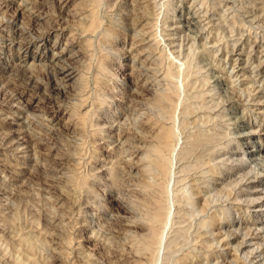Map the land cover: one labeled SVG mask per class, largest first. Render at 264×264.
Instances as JSON below:
<instances>
[{
    "label": "rangeland",
    "instance_id": "1",
    "mask_svg": "<svg viewBox=\"0 0 264 264\" xmlns=\"http://www.w3.org/2000/svg\"><path fill=\"white\" fill-rule=\"evenodd\" d=\"M54 1L0 0V140L11 130L16 132L14 139L28 140L24 148L0 141V264L264 263V212L260 214L253 206L246 210L238 194L239 184L222 176L232 160L230 150H238L233 158L246 157L248 162L252 147L263 154L255 155L247 169L264 176V0H61L58 5ZM132 13L134 21L139 19L129 27ZM36 14L42 18L37 19ZM92 18L96 27L91 25ZM51 25L55 28L48 34ZM19 28L24 30L18 37L21 40L46 33L45 40L32 45L26 56L25 52L18 56L14 44L13 30ZM52 47L62 52L59 63L74 70L73 77L62 80L69 89L67 96L55 97L56 103L46 97L49 83L43 74L51 62L47 54ZM33 54L45 56L29 65ZM28 74L40 80L37 91L25 87ZM166 93L171 99L170 117L163 114L168 108L156 100ZM139 121L149 123L146 135L154 143L160 125H173L179 137L173 163L177 148L185 146V141L199 137L206 142L193 149L187 159L175 162L185 170L177 174H181L179 182L171 180L166 189L167 205L175 201V206L161 228L160 244L152 251L140 238L145 231L141 225L137 233L129 232L116 220L120 205L128 211L126 220L137 222H146L147 206L150 211L155 207L154 191L146 186L151 178L144 177L140 169L143 151L130 154V137ZM253 130L258 131L253 139L242 136ZM226 194L230 200H225ZM216 203L227 204L238 220L229 226L228 236L216 224ZM248 231L257 237L241 249L238 242ZM138 241L147 250L139 249Z\"/></svg>",
    "mask_w": 264,
    "mask_h": 264
},
{
    "label": "bare ground",
    "instance_id": "2",
    "mask_svg": "<svg viewBox=\"0 0 264 264\" xmlns=\"http://www.w3.org/2000/svg\"><path fill=\"white\" fill-rule=\"evenodd\" d=\"M39 1V0H38ZM63 1V0H62ZM61 0H57V1H54L55 3L54 4H56V5H58V4H60L61 2H62ZM22 2V1H21ZM33 2V1H32ZM146 2V1H145ZM92 3V2H91ZM84 4V3H83ZM145 4V3H144ZM61 6V5H60ZM86 6V5H85ZM95 6H97V5H95ZM143 6V5H142ZM51 7V6H50ZM57 7V6H56ZM136 7V6H135ZM151 7V6H150ZM149 7V8H150ZM27 8V7H26ZM140 8V7H139ZM92 9V8H91ZM141 9V8H140ZM145 9V8H144ZM227 9V8H226ZM50 10V9H49ZM89 10V9H88ZM151 10V9H150ZM37 11V10H36ZM44 11V10H43ZM133 11V10H132ZM135 11V10H134ZM139 11V10H138ZM142 12L143 11H145V10H141ZM30 12V11H29ZM140 12V11H139ZM142 12L140 13V15L142 14ZM146 12V11H145ZM223 12V11H222ZM90 13H92V12H90ZM88 14V13H87ZM94 14V13H93ZM133 14V13H132ZM42 15H44V14H42ZM95 15V14H94ZM93 15V17L95 18V16ZM137 15V14H136ZM195 15V14H194ZM236 15V14H235ZM252 15V14H251ZM36 16V18L37 19H41L42 18V16H39V14L37 15H35ZM52 16V15H51ZM50 16V17H51ZM55 16V15H54ZM58 16V15H57ZM86 16V15H85ZM92 16V15H91ZM90 16V17H91ZM103 16V15H102ZM142 16V15H141ZM188 16V15H187ZM198 16V15H197ZM210 16V15H209ZM241 16H243V15H241ZM121 17H123V16H121ZM134 17V14L132 15V17L130 18V20H132V21H129V27H133L134 25H136V22H137V19H139V18H137L136 19V21H134L135 19L133 18ZM138 17H140V16H138ZM229 17V16H228ZM47 18V17H46ZM63 18V17H62ZM94 18H92V20H91V22H92V24L91 25H93V23L95 24L96 22H95V19ZM119 18V17H118ZM129 18V17H128ZM135 18H136V16H135ZM141 18V17H140ZM9 19V18H8ZM35 19V18H34ZM150 19V18H149ZM230 19V18H229ZM81 20V19H80ZM98 20V19H97ZM152 20V19H151ZM189 20V19H188ZM36 21V20H35ZM84 21V20H83ZM90 21V20H89ZM110 21H111V19H110ZM145 21H147V20H145ZM155 21V20H154ZM241 21V20H240ZM100 22V21H99ZM232 22V21H231ZM49 24H50V22H49ZM82 24V23H81ZM98 24V23H97ZM182 24V23H181ZM230 24V23H229ZM1 25V24H0ZM23 25V24H22ZM112 25V24H111ZM142 25V24H141ZM199 24H197V26H198ZM254 25V24H253ZM24 26V25H23ZM26 26V25H25ZM33 26V25H32ZM47 26V25H46ZM97 25L95 24V27H96ZM236 26V25H235ZM19 27H21V24H20V26ZM40 27H42V26H40ZM39 27V28H40ZM140 27V26H139ZM237 27V26H236ZM54 28H55V26L54 25H51L49 28H48V30L46 31V33H50V32H52L53 30H54ZM91 28V27H90ZM103 28V27H102ZM109 28V27H108ZM137 28V27H136ZM149 28V27H148ZM147 28V29H148ZM10 29V28H9ZM134 29V28H133ZM237 29V28H236ZM191 30V29H190ZM21 31H24V30H21L20 28H19V31L17 30V31H15V30H13V34H14V38H13V40H15V42H14V44L16 45V49H17V54H18V56H20L21 55V53H23V52H25L24 53V55L26 56V54H27V52H29V49H30V47L32 46V45H35V44H37L38 43V41H43V40H45L44 38H45V32L43 33V34H39V35H33V38H30V39H24V40H21L20 38H18L19 37V35H21ZM106 31V30H105ZM137 31V30H136ZM156 31V30H155ZM154 31V32H155ZM240 31V30H239ZM111 32V31H110ZM89 33V32H88ZM91 33V32H90ZM27 34H28V31H27ZM35 34V33H34ZM38 34V33H37ZM139 34V33H138ZM150 34V33H149ZM185 34V33H184ZM25 36V35H24ZM23 36V37H24ZM142 36V35H141ZM184 36V35H183ZM29 37V36H28ZM136 37V36H135ZM178 38V37H177ZM190 38V37H189ZM256 38V37H255ZM254 38V39H255ZM12 40V39H11ZM180 41V40H179ZM187 41V40H186ZM255 41V40H254ZM11 42V41H10ZM159 42V41H158ZM191 42V41H190ZM152 45V44H151ZM170 45V44H169ZM247 45V44H246ZM261 45V44H260ZM186 46H187V43H186ZM36 47V46H35ZM48 47V46H47ZM194 47V46H193ZM262 49V48H261ZM51 51L47 54V55H50L51 56V59L49 60V61H51L49 64H48V62H47V72L46 73H43V74H46L45 75V77H46V79L48 80V82L47 83H49V86L48 85H46V86H48L47 88L49 89V95H47L46 97L48 98V99H50L51 101L53 100V102L54 103H56L55 102V100H56V98H58L59 96L61 97V96H64V97H66L65 96V94L68 92V86L64 83V82H62V80H64L63 78L65 77V76H71V77H73V72H74V70L71 68V67H69V66H66V65H64V64H60V63H62V62H60V56H61V51L59 50V51H56L53 47L50 49ZM200 52V51H199ZM193 53V52H192ZM260 53V52H259ZM29 54V53H28ZM182 54V53H181ZM196 54V53H195ZM23 55V54H22ZM30 55V54H29ZM149 55V54H148ZM185 55V54H184ZM44 56L45 55H38V54H33L32 55V61H31V63L29 64V65H34V62H33V60L35 59V58H37V60L39 59V60H41V59H44ZM49 56V57H50ZM148 57V56H147ZM201 57H202V55H201ZM263 57V56H262ZM26 59V58H25ZM204 59V58H203ZM233 59V58H232ZM188 61V60H187ZM201 61V60H200ZM60 62V63H59ZM142 62V61H141ZM263 62V61H262ZM43 63V62H42ZM232 63V62H231ZM39 64H40V62H39ZM207 64V63H206ZM210 64V63H209ZM20 65V64H19ZM42 65V64H41ZM139 65H141V64H139ZM156 65V64H155ZM26 66V65H25ZM190 66V65H189ZM258 66V65H257ZM19 67V66H18ZM23 67H24V65H23ZM31 67V66H30ZM77 67V66H76ZM147 67V66H146ZM193 67V66H192ZM21 68V67H20ZM20 68H18V69H20ZM24 68H26V67H24ZM27 68H28V66H27ZM148 68V67H147ZM150 68V67H149ZM204 68V67H203ZM192 69V68H191ZM190 69V70H191ZM232 69V68H231ZM139 70V69H138ZM21 71L22 72H25V70L24 69H21ZM83 71V70H82ZM199 71H200V69H199ZM250 72V71H249ZM81 73V72H80ZM26 74H27V72H26ZM147 74H149V73H147ZM29 75H31V74H28V78L30 77ZM33 75V74H32ZM26 76V75H25ZM81 76V75H80ZM150 76V75H149ZM196 76V75H195ZM209 76V75H208ZM223 76V75H222ZM232 76V75H231ZM33 77H34V75H33ZM38 77V76H37ZM83 77V76H82ZM203 77V76H202ZM36 78V75H35V77H34V79ZM42 78V77H41ZM40 78V79H41ZM85 78V77H84ZM134 78H136V77H134ZM158 78V77H157ZM162 78V77H161ZM194 78V77H193ZM221 78V77H220ZM225 78V77H224ZM33 78H29L28 79V81H26L27 80V78H26V80H24V84H25V81H26V85H25V87H28L29 89H32V91H37L38 90V88L40 89V85H39V79L37 78V80L35 79L34 80ZM43 79V78H42ZM148 79V78H147ZM227 79H229V78H227ZM169 80V79H168ZM205 80V79H204ZM209 80V79H208ZM18 81V80H17ZM261 81V80H260ZM159 82V81H158ZM206 82H208V81H206ZM21 83V82H20ZM45 83H46V81H45ZM46 83V84H47ZM165 83V82H164ZM181 83V82H180ZM179 83V84H180ZM183 83V82H182ZM252 83V82H251ZM42 84V83H41ZM170 84V83H169ZM184 84V83H183ZM192 85H194V84H192ZM43 86H44V84H43ZM156 86V85H155ZM160 86V85H159ZM202 86V85H201ZM260 86V85H259ZM228 87V86H227ZM250 87V86H249ZM85 88V87H84ZM158 88V87H157ZM213 88V87H212ZM230 88H232V87H229V89ZM24 89V88H23ZM27 89V88H26ZM161 89V88H160ZM201 89H202V87H201ZM233 89V88H232ZM250 89V88H249ZM258 89V88H257ZM182 90V89H181ZM200 90V89H199ZM214 90V89H213ZM212 90V91H213ZM217 90V89H216ZM223 90V89H222ZM6 91V90H5ZM8 91V90H7ZM11 91V90H10ZM14 91V90H13ZM48 91V90H47ZM203 91V90H202ZM211 91V90H210ZM232 91V90H231ZM230 91V92H231ZM72 92H74V91H72ZM84 92V91H83ZM215 92V91H214ZM225 92V91H224ZM14 93V92H13ZM169 94H170V96H171V93L170 92H168ZM192 93V92H191ZM43 94V93H42ZM193 94V93H192ZM256 94V93H255ZM5 95V94H4ZM12 95V94H11ZM69 95V94H68ZM167 95V96H166ZM166 95H159L158 97H157V102L159 103V105H165V107H164V109L167 107H169L170 106V108L172 107V105H171V99L169 100V97H168V94L166 93ZM201 95V94H200ZM207 95V94H206ZM213 95V94H212ZM250 95H252V94H250ZM13 96V95H12ZM70 96V95H69ZM234 96V95H233ZM248 96V95H247ZM11 97V96H10ZM14 97V96H13ZM56 97V98H55ZM204 97V96H203ZM228 97V96H227ZM62 98V97H61ZM155 98V97H154ZM171 98V97H170ZM213 98V97H212ZM1 99H3V98H1ZM4 99H5V97H4ZM60 99V98H59ZM58 99V100H59ZM70 99V98H69ZM191 99V98H190ZM239 99V98H238ZM237 99V100H238ZM251 99V98H250ZM176 100V99H175ZM232 100V99H231ZM235 100V99H234ZM6 101V100H5ZM12 101V100H11ZM62 101V100H61ZM174 101V100H173ZM3 102V101H2ZM209 102V101H208ZM226 102V101H225ZM251 102V101H250ZM253 102V101H252ZM8 103V102H7ZM22 103V102H21ZM67 103V102H66ZM155 103V102H154ZM194 103V102H193ZM242 103V102H241ZM58 104V103H57ZM56 104V106L58 107V105ZM60 104V103H59ZM64 104V103H63ZM70 104H71V102H70ZM135 104H136V102H135ZM16 105V104H15ZM77 105V104H76ZM127 105V104H126ZM138 105V104H137ZM156 105V104H155ZM25 106V105H24ZM23 106V107H24ZM81 106H83V105H81ZM130 106V105H129ZM146 106V105H145ZM174 106V105H173ZM177 106H178V104H177ZM192 106V105H191ZM199 106V105H198ZM213 106V105H212ZM20 107V106H19ZM77 107V106H76ZM163 107V106H162ZM138 108V107H137ZM143 108V107H142ZM170 108H168V109H163L164 110V112H163V114H165L166 116L168 115V117H170L169 115H170V112L168 111ZM209 108V107H208ZM244 108V107H243ZM127 109V108H126ZM204 109H206V108H204ZM148 110V109H147ZM163 110H161V111H163ZM183 110V109H182ZM188 110V109H187ZM193 110H194V108H193ZM207 110V109H206ZM253 110V109H252ZM51 111V110H50ZM134 111V110H133ZM186 111V110H185ZM195 111V110H194ZM171 112H173V111H171ZM187 112V111H186ZM142 113V112H141ZM145 113H147V112H145ZM160 113V112H159ZM201 113V112H200ZM220 113V112H219ZM226 113V112H225ZM139 114V113H138ZM208 114V113H207ZM215 114V113H214ZM14 115V114H13ZM141 115V114H140ZM157 115V114H156ZM175 115V114H174ZM193 115V114H192ZM241 115V114H240ZM181 116V115H180ZM226 116H227V114H226ZM242 116V115H241ZM171 118H174V116H172V114H171ZM179 118V117H178ZM7 119V118H6ZM183 119V118H182ZM228 119H229V115H228ZM4 120V119H3ZM174 120V119H173ZM194 120V119H193ZM202 120V119H201ZM212 120V119H211ZM148 121V120H147ZM147 121H144V122H135V127H134V131H133V134H132V136L130 137L131 139H132V147H133V150L130 152V154H133V155H137L139 152H141V151H143L142 152V154L139 156V163H142L143 164V166L140 168L141 169V173L143 174V176L145 177V175H147L148 177H150L151 178V180H150V182H149V180H147V179H145L144 181L145 182H147L148 181V184L146 185L147 186V188H151L149 191L151 192H153V194L151 195L150 193V195L151 196H153L154 198H155V200H154V198H152L153 200H154V205H155V207H151L152 209V211H150L149 210V206H147V208H148V211L146 210L147 208H145V211H147V214H146V212H144L146 215H148L147 216V218H144V219H146V222H144V221H140L141 219H142V216L140 217L141 219L139 220V218H138V220L140 221V222H137V221H135V220H133L132 218H130V220H129V218H128V221L126 220V212H128V211H126V209L122 206V205H120L118 208H117V221H118V223H119V225H120V227H122V228H126V229H129V232H130V230H136V233H137V227L139 226V225H141L144 229H145V231L143 232V233H140V238L141 239H143V240H145V242H147V244H149L148 246H149V248L147 247V249H149L150 251H152V247L154 246V245H157L158 246V244H160L159 242H160V240H161V238H162V233H163V229H161L164 225H166V222H167V220H168V217H169V214H170V209H171V207L173 208L174 206H175V201H173L172 202V204H170V205H167V203H166V199L164 198V196H165V192H166V189L168 188V185L170 184V181L171 180H173V184H176V183H178L179 182V179L178 178H180L181 176V174L178 176L177 174L182 170V169H180L179 168V166H176V164H175V162H179L180 160H182V159H184L185 160V158L187 159L188 157V155L193 151V149H195V148H199V146H202L203 144H205L206 145V142H205V140H202V139H200L199 137H195V138H192V139H190V140H188V141H185V146L183 145V146H179V148H177V151L175 152V154H177V158H175L176 159V161L173 163V161H172V157H173V152L176 150V145H177V143L179 142V137H178V134H176L175 132H174V130H175V128H174V130H173V125L171 126H165V125H160V127H159V130H158V134H157V138H158V140L156 141L157 143H154L153 141H152V139H151V137H147V135H146V132H147V127L149 126V123L147 122ZM166 121V120H165ZM186 121V120H185ZM189 121V120H188ZM231 121V120H230ZM5 124L7 123L8 124V122L7 121H3ZM19 122V121H18ZM156 122H158V119H157V121ZM160 122V121H159ZM173 122V121H172ZM175 122V121H174ZM177 122H178V120H177ZM214 122V121H213ZM4 123H1L2 124V126L3 125H5ZM20 123V122H19ZM155 123V122H154ZM202 123V122H201ZM113 124V123H112ZM160 124V123H159ZM158 124V125H159ZM213 124V123H212ZM187 125H188V123H187ZM198 125H200L199 123H198ZM202 125V124H201ZM46 126V125H45ZM100 126H102V125H100ZM99 126V127H100ZM105 126H106V124H105ZM194 126V125H193ZM47 127V126H46ZM158 127V126H157ZM195 127V126H194ZM202 127V126H201ZM211 127V126H210ZM27 128H28V126H27ZM120 128H122V127H120ZM181 128V127H180ZM218 128V127H217ZM99 129V128H98ZM126 129V128H125ZM230 129V128H229ZM251 129V128H250ZM22 130V129H21ZM24 130H25V128H24ZM30 130V129H29ZM189 130V129H188ZM214 130V129H213ZM217 130V129H216ZM249 130V129H248ZM3 131V130H2ZM17 131V130H16ZM19 131V130H18ZM23 131V130H22ZM28 131V130H27ZM101 131H103L102 129H101ZM105 131V130H104ZM120 131V130H119ZM130 131V130H129ZM35 132V131H34ZM183 132V131H182ZM228 132V131H227ZM245 132V131H244ZM256 132H258V131H248V132H245V133H242V136L244 137V138H249V139H253V137L252 136H254L255 134H256ZM16 133V132H15ZM15 133L11 130V131H8L7 133H5L3 136H2V139L3 140H6V141H8V142H10V144L8 145V146H10V147H17V146H19V145H21V147H25V144H24V142H26V141H28V140H26V138H25V140L23 139V137H16L15 139L13 138V137H15ZM187 133V132H186ZM208 133V132H207ZM214 133V132H213ZM238 133V132H237ZM183 134V133H182ZM212 134V133H211ZM239 134H241V133H239ZM19 135H20V133H19ZM228 135V134H227ZM259 135V134H258ZM23 136V135H22ZM30 136V135H29ZM100 136V135H99ZM110 136H112V135H110ZM117 136V135H116ZM130 136V135H129ZM189 136V135H188ZM200 136V135H199ZM215 136V135H214ZM31 137V136H30ZM102 137V136H101ZM193 137V136H192ZM200 137H203L202 135L200 136ZM205 137V136H204ZM203 137V138H204ZM221 137V136H220ZM46 138V137H45ZM129 138V137H128ZM217 138V137H216ZM229 138V137H228ZM255 138V137H254ZM2 139L0 140V141H2ZM29 139V138H28ZM183 139V138H182ZM212 139V138H211ZM220 139V138H219ZM113 140V139H112ZM206 140H208L207 139V137H206ZM128 141V140H127ZM210 140H208L207 142H209ZM219 141V140H218ZM230 141V140H229ZM33 142V141H32ZM152 142V143H151ZM3 143V142H2ZM129 143V142H128ZM180 143H183L182 141L180 142ZM216 143V142H215ZM227 143V142H226ZM229 143V142H228ZM23 144V145H22ZM28 144V143H27ZM33 144H35V143H33ZM147 144V145H146ZM123 145V144H122ZM186 145H187V147H186ZM204 145V146H205ZM6 146V145H5ZM27 146V145H26ZM29 146V145H28ZM125 146V145H124ZM123 146V147H124ZM203 146V147H204ZM213 146V145H212ZM23 147V148H24ZM35 147V146H34ZM75 147V146H74ZM206 147V146H205ZM204 147V148H205ZM221 147V146H220ZM18 148H20V147H18ZM36 148V147H35ZM200 148H202V147H200ZM207 148V147H206ZM217 148V147H216ZM12 149V148H11ZM22 150V149H21ZM35 150V149H34ZM117 150V149H116ZM124 150V149H123ZM123 150H121V151H123ZM197 150V149H196ZM201 150V149H200ZM233 150V149H232ZM238 151V150H237ZM237 151H231L230 150V155H229V158H230V156H232V160H231V163L229 164V166H228V170H226V171H223V174H222V176L223 177H225L224 179H228V178H232L234 181H236V184H239V185H237V186H239L240 187V192L238 193V194H240L241 196H242V198H241V203L243 204V206H245V208H246V210H249V206H253V207H255L254 208V210H256V211H260L259 213L261 214V212H264V176L263 177H259V175H257L255 172L253 173V174H251L250 173V171H248V169H247V167L251 164V161H252V159H254L253 157L255 156V155H258V154H260V153H262V152H260V149H254L253 147L251 148V149H249V154H248V156H250V159L251 160H248V162H246V160H245V158H240V159H238V158H233V156H236L238 153H237ZM64 152V151H63ZM68 152V151H67ZM124 152V151H123ZM126 152V151H125ZM220 152V151H219ZM15 153V152H14ZM35 153V152H34ZM66 153V152H65ZM119 153H120V151H119ZM122 153V152H121ZM120 153V154H121ZM170 153H171V156H170ZM193 153V152H192ZM191 153V154H192ZM40 154V153H39ZM129 154V155H130ZM263 154V153H262ZM26 155V154H25ZM67 156V155H66ZM132 156V155H131ZM69 157V156H68ZM121 157V156H120ZM123 157V156H122ZM129 157V156H128ZM175 157V156H174ZM34 158V157H33ZM39 158V157H38ZM70 158V157H69ZM201 158V157H200ZM228 158V159H229ZM44 159V158H43ZM127 159V158H126ZM130 159H131V157H130ZM208 159V158H207ZM222 159H223V157H222ZM231 159V158H230ZM263 159V158H262ZM73 160V159H72ZM264 160V159H263ZM36 161V160H35ZM43 161V160H42ZM125 161V160H124ZM138 161V160H137ZM206 161V160H205ZM257 161V160H256ZM53 162V161H52ZM69 162V161H68ZM185 162V161H184ZM203 162V161H202ZM213 162V161H212ZM218 162V161H217ZM230 162V161H229ZM259 162V161H258ZM36 163V162H35ZM39 163V162H38ZM46 163V162H45ZM71 163V162H70ZM81 163V162H80ZM191 163H193V161L191 162ZM216 163V162H215ZM214 163V164H215ZM33 164V163H32ZM44 164V163H43ZM59 164V163H58ZM133 164V163H132ZM189 164V163H188ZM204 164V163H203ZM211 164V163H210ZM16 165V164H15ZM131 165V164H130ZM134 165V164H133ZM200 165H202V164H200ZM213 165V164H212ZM12 166H14V165H12ZM40 166V165H39ZM44 166V165H43ZM185 166V165H184ZM221 166V165H220ZM72 167V166H71ZM70 167V168H71ZM131 167H132V165H131ZM183 167V166H182ZM181 167V168H182ZM187 167V166H186ZM212 167V166H211ZM210 167V168H211ZM216 167V166H215ZM38 168V167H37ZM185 167H183V169H184ZM129 169V168H128ZM177 169V170H176ZM194 169V168H193ZM30 170H31V168H30ZM33 170V169H32ZM185 170V169H184ZM184 170H182V171H184ZM251 170L253 171V170H255V168L252 166L251 167ZM202 171V170H201ZM210 171V170H209ZM218 171V170H217ZM56 172V171H55ZM63 172V171H62ZM65 172V171H64ZM73 172V171H72ZM192 172V171H191ZM212 172V171H211ZM258 172V171H257ZM45 173V172H44ZM75 173V172H74ZM117 173V172H116ZM187 173V172H186ZM201 173V172H200ZM219 173V172H218ZM39 174V173H38ZM54 174V173H53ZM129 174V173H128ZM127 174V175H128ZM175 174H176V176H175ZM215 174V173H214ZM259 174V173H258ZM260 174H262V172L260 173ZM31 175V174H30ZM188 175V174H187ZM201 175V174H200ZM219 175V174H218ZM263 175H264V173H263ZM69 176V175H68ZM132 176V175H131ZM141 176V175H140ZM210 176V175H209ZM214 176V175H213ZM54 177V176H53ZM186 177V176H185ZM184 177V178H185ZM193 177V176H192ZM196 177V176H195ZM37 178V177H36ZM132 178V177H131ZM136 178V177H135ZM190 178V177H189ZM45 179V178H44ZM47 179V178H46ZM53 179V178H52ZM67 179V178H66ZM72 179V178H71ZM182 179V178H181ZM212 179V178H211ZM36 180V179H35ZM34 180V181H35ZM38 180V179H37ZM57 180V179H56ZM137 180V179H136ZM147 180V181H146ZM196 180V179H195ZM129 181V180H128ZM138 181V180H137ZM205 181V180H204ZM65 182V181H64ZM73 182V181H72ZM197 182H198V180H197ZM218 182V181H217ZM227 182V181H226ZM228 183V182H227ZM77 184V183H76ZM136 184V183H135ZM146 184V183H145ZM223 184V183H222ZM235 184V185H236ZM252 184V185H251ZM40 186V185H39ZM145 186V187H146ZM174 186V185H173ZM202 186V185H201ZM225 186H227V185H225ZM58 186H56V188H57ZM63 187V186H62ZM138 187V186H137ZM180 187V186H179ZM186 187V186H185ZM197 187V186H196ZM194 188V187H193ZM209 188V187H208ZM207 188V189H208ZM224 188V187H223ZM129 189V188H128ZM133 189V188H132ZM205 189V188H204ZM211 189V188H210ZM221 189V188H220ZM228 189V188H227ZM232 189V188H231ZM130 190V189H129ZM194 190V189H193ZM203 190V189H202ZM46 191V190H45ZM52 191V190H51ZM144 191H146V190H144ZM176 191V190H175ZM195 191V190H194ZM209 191V190H208ZM216 191V190H215ZM219 191V190H218ZM237 191V190H236ZM235 191V192H236ZM2 192V191H1ZM151 192V193H152ZM204 192V191H203ZM229 192V191H228ZM61 193V192H60ZM143 193V192H142ZM147 193V192H146ZM186 193V192H185ZM198 193V192H197ZM129 194V193H128ZM190 194V193H189ZM188 194V195H189ZM229 194V193H228ZM228 194H226L225 195V200L227 201V200H230V197H228L227 195ZM235 194V193H234ZM8 195V194H7ZM63 195V194H62ZM198 195V194H197ZM216 195V200L218 201L219 199H220V196H218V192L215 194ZM215 195H213L214 197H215ZM237 195V194H236ZM6 196V195H5ZM12 196V195H11ZM145 196V195H144ZM194 196V195H193ZM208 196V195H207ZM180 197V196H179ZM188 197V196H187ZM237 197V196H236ZM236 197H234V198H236ZM58 198V197H57ZM144 198V197H143ZM178 198V197H177ZM207 198V197H206ZM129 199V198H128ZM237 199V198H236ZM66 200V199H65ZM129 200H131V199H129ZM149 200V199H148ZM180 200V199H179ZM215 200V201H216ZM235 200V199H234ZM238 200H239V198L237 199V202H238ZM134 201V200H133ZM182 201V200H181ZM191 201V200H190ZM203 201V200H202ZM236 201V200H235ZM240 201V200H239ZM65 202V201H64ZM7 203V202H6ZM11 203V202H10ZM133 203V202H132ZM149 204H151L152 206H153V203H151V201L150 202H148ZM221 203H223V201H221ZM215 204V209H216V214H215V219H217V221H216V224H218V226L220 227V228H223L224 229V232L226 233V235L228 236V235H230V227L229 226H234V225H236V223L238 222V220H236V216H234V214H233V212H231L230 211V207H228L227 206V204ZM224 203H226V202H224ZM2 204V203H1ZM93 204V203H92ZM178 204V203H177ZM183 204V203H182ZM189 204H190V202H189ZM229 204H230V202H229ZM228 204V205H229ZM237 204H239V203H237ZM131 205V204H130ZM193 205V204H192ZM191 205V206H192ZM202 205V204H201ZM135 206V205H134ZM212 206V205H211ZM230 206V205H229ZM239 206H240V204H239ZM2 207V206H1ZM71 207H73V206H71ZM79 207H81V206H79ZM194 207V206H193ZM197 207V206H196ZM236 207H238V205L236 206ZM154 208V209H153ZM185 208V207H184ZM187 208V207H186ZM201 208V206L199 207V209ZM230 208V209H229ZM174 209V208H173ZM233 209V208H232ZM242 209V208H241ZM9 210V209H8ZM11 210V209H10ZM76 210V209H75ZM183 210V209H182ZM194 210V209H193ZM201 210H203V209H201ZM206 210V209H205ZM242 210H244V209H242ZM131 211V210H130ZM129 211V212H130ZM149 211L151 212V213H149ZM175 211V210H174ZM179 211V210H178ZM200 211V210H199ZM239 211V210H238ZM5 212V211H4ZM81 212V211H80ZM139 212V211H138ZM85 213V212H84ZM83 213V214H84ZM149 213V214H148ZM176 213V212H175ZM183 213V212H182ZM181 213V214H182ZM196 213V212H195ZM194 213V214H195ZM258 213V214H259ZM55 214V213H54ZM145 214L143 215V217L145 216ZM208 214V213H207ZM237 214V213H236ZM235 214V215H236ZM58 215V214H57ZM63 215H64V213H63ZM185 215V214H184ZM201 215V214H200ZM129 216V215H128ZM131 216V215H130ZM188 216V215H187ZM197 216V215H196ZM61 217V216H60ZM65 217V216H64ZM185 217V216H184ZM208 217H210V216H208ZM213 217V216H212ZM62 218V217H61ZM191 218V217H190ZM189 218V219H190ZM193 218V217H192ZM195 218V217H194ZM198 218V217H197ZM205 218V217H204ZM207 218V217H206ZM211 218V217H210ZM132 219V220H131ZM143 219V220H144ZM171 219V218H170ZM178 219V218H177ZM188 219V220H189ZM214 219V220H215ZM136 220H137V218H136ZM183 220V219H182ZM193 220V219H192ZM200 220V219H199ZM210 220V219H209ZM255 220V219H254ZM208 221V220H207ZM263 222H262V224L263 225H261V227L262 226H264V220H262ZM144 222V223H143ZM172 222V221H171ZM201 222V221H200ZM215 222V221H214ZM210 223V222H209ZM63 225V224H62ZM205 225V224H204ZM211 225V224H210ZM254 225V224H253ZM4 226V225H3ZM2 226V227H3ZM12 226V225H11ZM61 226V225H60ZM208 226V225H207ZM217 226V225H216ZM238 227H239V223H238V225H237ZM236 226V227H237ZM248 226H249V224H248ZM251 226V225H250ZM21 227V226H20ZM58 227H59V225H58ZM197 227V226H196ZM199 227V226H198ZM218 227V228H219ZM236 227H234V228H236ZM245 227V226H244ZM256 227V226H255ZM4 228H6V227H4ZM121 228V229H122ZM206 228V227H205ZM219 228V229H220ZM233 228V227H232ZM249 228V227H248ZM24 229V228H23ZM246 229V231H247V228H245ZM257 229H259V228H257ZM200 230V229H199ZM212 230V229H211ZM233 230V229H232ZM249 230V229H248ZM9 231V230H8ZM16 231V230H15ZM22 231V230H21ZM234 231V230H233ZM239 231H241V230H239ZM256 231V230H255ZM260 231V230H259ZM132 232V231H131ZM195 232H197V231H195ZM218 232V231H217ZM126 233H127V231H126ZM136 233H135V235H136ZM220 233V232H219ZM223 233V232H222ZM244 233V232H243ZM253 233V232H252ZM256 233V232H255ZM18 234V233H17ZM128 234V233H127ZM131 234V233H130ZM138 234H139V232H138ZM238 234V233H237ZM258 234V233H257ZM11 235V234H10ZM9 235V236H10ZM12 235H13V233H12ZM19 235V234H18ZM120 235V234H119ZM134 235V234H133ZM233 235H235V233L233 234ZM240 235V234H239ZM253 235H256V234H253ZM251 233H249V231H248V233H244L243 235H242V237H241V240L238 242V247H240L241 249H243L244 247H246V246H248V245H250V243H251V241L253 240V237H257V235L256 236H253ZM23 236V235H22ZM237 236V235H236ZM24 237V236H23ZM22 237V238H23ZM41 237V236H40ZM132 237V236H131ZM136 237V236H135ZM134 237V238H135ZM212 237V236H211ZM226 237V236H225ZM17 238H18V236H17ZM19 238H20V236H19ZM27 238V237H26ZM26 238H25V240L24 241H26ZM36 238V237H35ZM38 238V237H37ZM133 238V239H134ZM232 238V237H231ZM1 239V238H0ZM227 239H229L228 237H227ZM226 239V240H227ZM29 240V239H28ZM36 240V239H35ZM129 240V239H128ZM132 240V239H131ZM135 240H136V238H135ZM204 241V240H203ZM5 242V241H4ZM11 242V241H10ZM21 242V241H20ZM23 242V241H22ZM36 242V241H35ZM140 242H142L141 240H140ZM200 242V241H199ZM202 242V241H201ZM219 242V241H218ZM228 242H230V240L228 241ZM13 243V242H12ZM123 243V242H122ZM133 243V242H132ZM131 243V246H132V248L129 246V248H131V249H133V244ZM215 243V242H214ZM256 243H257V241H256ZM22 244V243H21ZM28 244V243H27ZM27 244H25V245H27ZM29 244H32L30 241H29ZM144 243H142V245H143ZM8 245V244H7ZM19 245V244H18ZM24 245V246H25ZM129 245V244H128ZM141 244L139 245V241H138V246H140V247H138L139 249H141V247H143V248H145V246H142ZM145 245V244H144ZM152 245V246H151ZM211 245V244H210ZM23 246V247H24ZM125 246V245H124ZM157 246H156V248H157ZM256 246V245H255ZM261 246V245H260ZM29 247H31V246H29ZM34 246H32V248H33ZM233 247V246H232ZM257 247V246H256ZM259 247V246H258ZM11 248V247H10ZM25 248V247H24ZM123 248V247H122ZM154 248V247H153ZM234 248V247H233ZM254 248V247H253ZM12 249V248H11ZM19 249V248H18ZM21 249H22V247H21ZM30 249V248H29ZM134 249H136V251H137V246L136 247H134ZM146 249V248H145ZM146 249V250H147ZM208 249V248H207ZM222 249V248H221ZM235 249V248H234ZM261 249V248H260ZM33 250V249H32ZM155 250V249H154ZM192 250V249H191ZM206 250V249H205ZM251 250V249H250ZM250 250H249V252H250ZM18 251V250H17ZM21 251V250H20ZM24 251H25V253H26V250L24 249ZM53 251V250H52ZM124 251V250H123ZM127 251V250H126ZM143 251V250H142ZM142 251H139L138 250V252H141V253H143ZM150 251H148V254L150 253V255H148L149 257H151L152 255H151V252ZM198 251V250H197ZM27 252H28V249H27ZM32 252V251H31ZM55 252V251H54ZM57 252V251H56ZM138 252H136V253H138ZM199 252V251H198ZM207 252V251H206ZM223 252V251H222ZM130 253V252H129ZM128 253V254H129ZM135 253V252H134ZM140 253V254H141ZM185 253V252H184ZM202 253V252H201ZM3 254V253H2ZM139 254V253H138ZM144 254V253H143ZM154 254V253H153ZM200 254V253H199ZM235 254V253H234ZM238 254V253H237ZM53 255V254H52ZM84 255V254H83ZM137 255V254H136ZM142 255V254H141ZM146 255V254H145ZM145 255H143V256H145ZM249 255V254H248ZM258 255H260V252L258 251L257 252V255L256 256H258ZM62 256V255H61ZM207 256V255H206ZM238 256V255H237ZM242 256V255H241ZM45 257V256H44ZM138 257V256H137ZM141 257V256H140ZM146 257H147V255H146ZM145 257V258H146ZM148 257V258H149ZM182 257V256H181ZM184 257V256H183ZM242 257H244V256H242ZM262 257V256H261ZM60 258V257H59ZM185 258V257H184ZM37 259V258H36ZM48 259H49V257H48ZM51 259V258H50ZM53 259V258H52ZM137 259V258H136ZM147 259V258H146ZM145 259V260H146ZM150 259V258H149ZM10 260V259H9ZM30 260V259H29ZM32 260V259H31ZM75 260V259H74ZM186 260V259H185ZM230 260V259H229ZM233 260V259H232ZM33 261V260H32ZM86 261V260H85ZM198 261V260H197ZM220 261V260H219ZM248 261V260H247ZM46 262V261H45ZM51 262V261H50ZM205 262V261H204ZM215 262H216V260H215ZM218 262V261H217ZM52 263V262H51ZM214 263V262H213ZM235 263V262H234ZM34 264V263H33ZM191 264V263H190ZM210 264V263H209ZM215 264H217V263H215ZM260 264H264V263H260Z\"/></svg>",
    "mask_w": 264,
    "mask_h": 264
}]
</instances>
